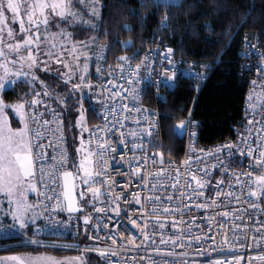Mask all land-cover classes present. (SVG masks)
Listing matches in <instances>:
<instances>
[{
  "label": "built area",
  "instance_id": "2783aa9c",
  "mask_svg": "<svg viewBox=\"0 0 264 264\" xmlns=\"http://www.w3.org/2000/svg\"><path fill=\"white\" fill-rule=\"evenodd\" d=\"M170 5L176 0H160ZM165 26H162V29ZM171 49V52L168 50ZM241 73L246 78L247 86L242 106V126L237 137L211 145H202L197 139V122L192 118L191 111L183 120L181 134L183 151L179 160L167 156L162 140L161 105L167 103L169 94L176 88L178 78L186 79L197 85V93L209 77L213 65L196 61H186L175 58L171 46L164 44L157 37L156 44L149 49L138 63L109 62L108 47L104 43H96L88 65L86 96L84 103L91 111L93 123L85 132L83 139H89V133H97L107 139L109 150L105 154L107 175L97 177L98 181L107 180L108 184L97 183L101 189L100 200L93 206L86 207L82 214H69L67 210L53 208L57 205L56 197L62 191L54 185L39 190L47 192L53 199L43 196L36 202L41 209V220L36 224L25 226L12 225L0 220V251L15 249L50 248L63 251H87L101 264H258L264 261L256 257L264 256V201L251 197L248 181L264 172V166L258 167L255 157L247 154V148H257L260 143L264 150V133L257 129L264 128V35L254 34L244 37L240 50ZM168 76H172L171 81ZM131 81V82H130ZM163 81L167 87H157ZM255 82V83H253ZM120 95H115L116 93ZM40 95L37 96L36 94ZM46 90H35L25 96V108L28 117L36 115L39 123H31L30 127L43 131L42 144L45 146L48 161L51 157L67 149L69 156L68 169L72 170L68 151L65 118L49 98ZM251 97V99L249 98ZM39 103L32 106V100ZM139 111H125L124 106ZM115 108V111H113ZM53 115L56 121L53 120ZM49 121L48 130L41 128L44 121ZM252 120V125L248 121ZM57 122L63 128V141L60 133L54 130ZM123 124V127L120 125ZM251 128V133L248 129ZM151 132V135L148 133ZM194 134V135H193ZM245 144L241 137H249ZM121 139L124 143H121ZM49 141H53L49 145ZM233 145L231 149L224 147ZM95 148V144L92 145ZM220 151L216 152L215 149ZM238 149L243 150V154ZM211 153V154H209ZM147 158V163L145 160ZM161 159L163 163L161 164ZM186 159L191 161L192 171L199 176H205L206 186L203 197H193L192 201L180 199L167 200L166 194H173L171 181L163 187L157 185L155 192L150 191L151 182L157 179L167 181L168 176H175V171L169 166L179 168ZM156 163L153 164L152 161ZM139 167L140 172L135 169ZM251 171L253 177L247 173ZM163 172L161 177H149L150 183L144 186L143 177L146 173ZM239 177V182H237ZM39 170L37 169V181ZM217 181H222L217 185ZM184 176L181 175V183ZM83 186V185H81ZM231 186V188H230ZM254 188V184L251 186ZM193 188L195 185L193 184ZM222 190L217 197V190ZM232 196L225 195L229 191ZM111 192V195L108 193ZM139 193L141 203L137 204L134 194ZM119 195L120 199L115 197ZM145 195L160 196V201L151 204L144 201ZM237 197L239 199H237ZM62 200V196H60ZM212 200L220 203L219 207L197 210L195 202ZM230 201L225 204L224 202ZM152 204L171 205L173 207L185 204L192 205L191 210L185 208L182 240L173 245L169 237L176 235L172 226V217L160 218L165 228L160 229L157 221L146 215L151 211ZM255 204L256 207L252 205ZM119 208V215L112 209ZM97 207L105 209L97 212ZM227 211L225 218L218 213ZM181 219L179 213L174 214ZM85 217L89 223L85 224ZM211 218V219H210ZM132 221L137 227H133ZM190 229L188 224L193 223ZM147 223L145 231L149 239L145 240L141 227ZM222 225V226H221ZM161 234L168 243H160ZM197 236L199 239H197ZM129 237L133 243H129ZM255 237V239H253ZM113 240L116 242L113 243ZM35 241V243H33ZM97 249L108 254L101 257ZM115 251V255H112ZM168 253H171L169 255Z\"/></svg>",
  "mask_w": 264,
  "mask_h": 264
},
{
  "label": "trees",
  "instance_id": "16d2710c",
  "mask_svg": "<svg viewBox=\"0 0 264 264\" xmlns=\"http://www.w3.org/2000/svg\"><path fill=\"white\" fill-rule=\"evenodd\" d=\"M82 1L73 0V9L83 17L86 13L88 17L94 15L96 25L89 27L72 22L66 32L79 41L93 37L95 45L98 42L106 44L109 62L138 63L160 37L164 44L171 46L175 58L213 65L198 93L195 83L178 78L175 91L169 94L167 103L160 106L162 140L167 156L174 160L181 158L183 139L174 131V125L183 121L190 111L197 122L200 144L211 145L237 137L242 126L247 86L240 69L241 43L244 37L264 35V0H178L170 5L160 0H96L92 4L90 1L82 4ZM66 25L67 22L59 20L56 27L64 29ZM35 77L37 80L32 83L23 82L5 91L3 99L8 103L22 101L25 104L28 93L46 90L54 106L64 115L73 164L78 160L76 148L81 139L76 121L82 111L87 124H92L91 111L88 107L83 110L78 93L72 92L55 75L46 73ZM41 250L51 249L31 251Z\"/></svg>",
  "mask_w": 264,
  "mask_h": 264
},
{
  "label": "snow or ice",
  "instance_id": "6c2138e0",
  "mask_svg": "<svg viewBox=\"0 0 264 264\" xmlns=\"http://www.w3.org/2000/svg\"><path fill=\"white\" fill-rule=\"evenodd\" d=\"M8 14H11L12 23L19 25V35L22 39H17V33L12 26L8 23ZM52 17H58L60 21L65 22H78L79 18L73 11V0H0V69L3 70V75H0V89L5 87L4 80L7 76H17L21 75L22 69L25 62H27L28 67L34 68L43 61H39L36 58V54L33 53L32 49L39 48L41 43L40 29L44 28L46 35L44 36L45 41H51V47L55 49L57 47L56 38L63 37L67 38L70 34H66L63 30L59 33H49V23ZM71 18V21H69ZM9 41H14L12 43H7L6 39ZM61 48H65L64 45H60ZM5 49L7 51H5ZM76 48L73 46L71 49L72 53H76ZM171 52V49L168 50ZM22 52H26L27 55H23ZM9 53L15 56V59L9 58ZM50 58H55L57 63H61L62 59L60 56L55 55L53 52H46ZM79 61V56L75 57ZM120 59H125L121 57ZM20 64V69L13 71L9 68V65ZM64 68L71 71V65L64 62ZM76 68H79V63L76 64ZM46 70V69H44ZM88 70L87 63L84 64L82 74L80 75V83L74 84L73 87L76 90H80L82 87L90 86L84 83L85 75ZM27 75V73H25ZM35 80V75L32 76ZM172 76H168V80L171 81ZM71 80V76L65 79L64 83L67 84ZM131 82V81H130ZM255 83V82H253ZM167 87V85L161 81L157 83V87ZM47 94V93H45ZM37 96L40 94L37 93ZM115 95H120L118 92ZM251 99V97H249ZM32 106L34 107L39 103L37 99L32 100ZM125 111H139V109H130L127 105L124 106ZM13 111L19 116L20 127L13 129L8 122L7 118L3 115V104L0 102V195L5 196L11 208V215L13 220L19 224V227L23 229L25 227L26 216L34 212V207L28 202V192L36 193L38 197L43 196L45 199L51 200L52 196H49L47 192L39 190L40 188H47L49 183L54 185L51 191L55 192V188L59 187L62 189L59 196L56 197L57 205L53 208V211L57 209L67 210V212H77L82 211L77 205V187L83 185L87 186L88 192L96 200L102 195L101 189L97 187V183L107 185V180L98 181L97 177H102L107 175V164L105 159V154L111 150L116 152L115 148L109 149L107 146L109 141L99 136L97 133H89V139L85 141L83 139L82 133L87 132L88 129L84 125V115L81 111L79 119L76 121V126L81 129V139L79 147L76 148V154L78 162H74L72 167L76 169L75 172L68 169L69 156L67 149L61 150L59 153H54L51 157L53 163H49L48 155L45 146L42 144L43 131L39 129H33L30 127L31 123H39V118L36 115L31 117L27 116L25 111V104L20 103L13 106ZM115 111V108H113ZM53 120L56 121L55 115H53ZM49 121L45 120L44 124L40 127L48 130ZM254 122L252 120L248 121L249 125ZM123 127V124L120 125ZM184 122L181 121L177 124V128H183ZM251 133V128L248 129ZM60 133V140L63 141V128L61 122H57V127L54 130ZM257 133H264V128L257 129ZM151 135V132L148 133ZM194 135V134H193ZM245 144H248L249 137H241ZM93 143L95 148L92 147ZM121 143L124 140L121 139ZM53 141H49V145H52ZM224 147L231 149L233 145L227 144ZM243 154L242 149H238ZM214 151L219 152L220 149L217 148ZM258 151V156L255 157V163L258 167L264 166V150H261L259 141L257 142V148L252 147L247 148V154L249 157L253 156L254 152ZM211 154V153H209ZM161 164L163 160L161 159ZM147 163V158L145 160ZM153 164L156 163L155 160L152 161ZM184 168L183 174L179 168L173 165L169 167L175 171V176H168L167 181H161L160 179L151 182L150 191L155 192L157 190V185L163 187L167 182L171 181V187L174 190L173 194H166V199L172 201L173 199H180L192 201L193 197H203L205 195L203 189L206 186L205 176H199L197 172L192 171L191 161L186 159L181 165ZM37 169L39 170V180L37 181ZM136 173L140 172V168L135 169ZM161 177L163 172L146 173L143 177L145 188L148 187L150 176ZM181 175L184 176V182L181 183ZM249 177H253V173L249 171L247 173ZM79 182V184H78ZM237 182H239V177H237ZM222 183V181H217V185ZM193 184L195 188H193ZM249 184V195L251 197L264 198V175H256L254 178L248 181ZM255 188H252V185ZM231 188V186H230ZM222 190H217V197L221 194ZM111 195V192L108 193ZM225 195L232 196L233 192L230 190ZM62 196V200L60 199ZM135 201L137 204L141 203V197L139 193L134 194ZM83 191H81L79 199H83ZM116 200L120 199V196L115 197ZM144 201L151 204L152 201H160V196L145 195L143 197ZM237 199H239L237 197ZM219 201L212 200L211 204L207 201L195 202L194 206L197 210L216 208L220 206ZM225 204L230 203V201L224 202ZM39 206V205H37ZM256 207L255 204L252 205ZM192 205L185 204L183 207L177 205L175 207L163 204H152L151 211L147 212L146 215L150 218H154L157 221V226L160 229L165 228V223H160V218L162 215L167 217H172V226L176 235L170 236V242L175 245L177 241L182 240L183 229L180 226L185 225L183 220L184 209L187 208L191 210ZM97 212H102L105 209L97 207L95 209ZM117 215H119V208L112 209ZM179 213L181 219H176L174 214ZM219 215L227 218L230 213L227 211L218 213ZM211 219V218H210ZM85 224L89 223V219L85 217ZM133 227H137L136 222L132 221ZM195 226L194 221L188 224L187 227L190 229ZM222 226V225H221ZM148 227L147 223L141 227V232L144 234L145 240L149 239L148 233L145 229ZM129 243H133V238L129 237ZM197 239L199 237L197 236ZM255 239V237L253 238ZM116 241L113 240V243ZM164 239L163 234H161L160 243H168ZM35 243V241H33ZM101 257L106 256L108 253L106 251L96 250ZM115 251H112V255H115ZM171 255V253H168ZM4 261H12L14 264H60L53 257L47 256H37V257H19L11 256L2 258ZM79 260V258H75ZM256 259L264 261V256L256 257Z\"/></svg>",
  "mask_w": 264,
  "mask_h": 264
},
{
  "label": "rangeland",
  "instance_id": "374dc122",
  "mask_svg": "<svg viewBox=\"0 0 264 264\" xmlns=\"http://www.w3.org/2000/svg\"><path fill=\"white\" fill-rule=\"evenodd\" d=\"M87 1H90V4H92V0H83L82 4H85ZM73 11L76 13L77 17L79 18L78 22H75L76 24L79 25H83L86 24L87 26H94L96 25V19L92 16V17H88V18H84L80 12L77 10ZM84 19V20H82ZM59 18L58 17H52L50 19V23H49V29L48 32L49 33H59L58 29L59 26L56 27L57 23L59 22ZM69 21H71V18H69ZM53 22V24H52ZM8 23L10 26H12L13 28H15V32L17 33V39H22V37L19 35V25L18 24H13L12 23V17L11 14H8ZM72 22H67V25L64 27V32L67 34L66 32V28L71 25ZM68 34H70L68 32ZM46 35L45 30L43 27H41L40 29V36H41V43H40V47L37 48H33L32 51L34 54H36V58L39 61H43L44 63H40L38 64L36 67L34 68H29L27 62H25L24 67L22 69L21 75L19 77L17 76H7L5 77L4 80V84L5 87L3 89H0V93L3 91H8V90H12L14 87V84L18 81H21V77L25 76L24 81L29 80L32 78L33 75L37 76V75H43V74H51V75H55L56 77H58V79L63 83L65 80H63L62 78H64L65 76H67L65 79H68L69 76H71V80L69 83L65 84L68 85V87L71 88V91L78 93V99L82 101V103H79L80 107L85 110V108L87 107L86 104L83 101V98L86 96L87 93V88L82 87L80 90H76L73 85L80 83V75L82 74L83 68H84V64L87 63V65H89V60L91 58L93 49L95 47V42H92L91 38H87L83 41H79L76 40L74 36L71 37L68 36L67 38H63V37H57L56 38V44L57 47L55 49H53L51 47V41H45L44 40V36ZM6 39L7 43H12L14 41H9ZM95 40V39H94ZM98 43H102V42H98ZM60 45H64L65 48H61ZM73 46H75L76 48V53H72L71 49L73 48ZM5 51H7L5 49ZM53 52L55 55L60 56L62 59L61 63H57L55 58H50L48 55H45L46 52ZM23 55H27L26 52H22ZM10 59H15V56L11 53L8 54ZM79 56V61H77L75 59L76 56ZM66 62L69 65H71V71L69 69L64 68L63 63ZM79 63V68H76V64ZM9 68L13 71H16L18 69H20V64L19 62L16 63L15 65H9ZM46 69V70H44ZM25 73H27V75H25ZM87 74H88V70L87 73L84 74L85 75V81L84 83L87 84ZM0 75H3V70L0 69ZM27 77H29L28 79H26ZM37 80V79H36ZM35 81V80H34ZM35 83V82H34ZM19 84V83H18ZM0 102H2L3 104V100L0 96ZM13 103V102H12ZM23 103L22 101H14V104H10L8 103L7 105V109L8 112L6 113L5 111V107L3 104V115L7 118V122L8 124L13 127V129H16L18 127H20V119L19 116L16 114V112L13 111V105H17ZM24 104V103H23ZM26 111V108H25ZM81 115V113H79ZM79 119V117H78ZM13 121V122H12ZM84 125L87 127L88 124L86 122V120H84ZM77 129L80 130L81 129L77 127ZM180 131H182L181 128H178ZM85 132L82 133V136H84ZM78 162V160L76 161ZM72 164V163H71ZM73 165V164H72ZM76 171V169H75ZM258 175H264V172L259 173ZM255 188V185H254ZM81 191H83V196H84V203L86 204V206H93L95 203H97L100 198L98 200L94 199L92 197V195L88 192L87 190V186H82ZM257 198V197H256ZM257 199H262V198H257ZM53 250H57V249H51L48 251H41V252H49V253H55V255H57L55 258L56 261L60 262V264H99L94 257L87 251H82L80 250L79 252H69L68 253H57ZM30 250H26V251H21V252H28L29 253ZM21 252H17V253H21ZM61 256H64L66 258H62ZM60 257V258H59ZM75 258H79V260L75 259ZM258 264H264V262L258 263Z\"/></svg>",
  "mask_w": 264,
  "mask_h": 264
},
{
  "label": "crops",
  "instance_id": "0c3cea01",
  "mask_svg": "<svg viewBox=\"0 0 264 264\" xmlns=\"http://www.w3.org/2000/svg\"><path fill=\"white\" fill-rule=\"evenodd\" d=\"M93 3L96 2V0H92ZM178 1V0H176ZM96 13H97V10H98V4H96ZM95 12V10H94ZM84 16H87V13L84 15ZM88 18V16H87ZM15 29V28H13ZM61 30L64 31V29L62 28H59V31L58 32H61ZM68 34V32H67ZM88 37H84L83 40L87 39ZM81 40V41H83ZM94 38L92 37V42H94ZM67 76H65L64 78H62L63 80H65ZM29 77H27L26 79H28ZM25 79V76H22L21 77V81H18L17 84L15 83L13 87H15L16 85H18V83H23V82H28V83H32L31 81H33V79H29V80H26L24 81ZM5 92V91H4ZM3 91L0 93V96L3 100V104H4V107H5V111L7 113V105H8V102H6L4 99H3ZM10 104H14V103H10ZM14 106V105H13ZM180 122L176 123L174 125V131L177 130V124H179ZM89 126V125H88ZM87 126V127H88ZM178 134H181L180 130L178 129ZM28 196V202L30 204L33 205L34 207V212H31L29 213L26 218H25V226H28V225H31V224H36L38 223L40 220H41V209L39 206H37V202H36V193H32V192H28L27 194ZM11 213V208H10V205L8 203V200L5 196H2L0 195V220L1 221H4L6 223H9V224H12V225H16V226H19V224H17L13 218H12V215L10 214ZM4 252H0V264H14V262L12 261H4L2 258L4 257H11V256H19V257H37V256H47V257H53V258H58L56 257L57 255H55V253H49V252H41V251H48V250H41V251H37V252H33V251H29L28 252H21V251H7V250H3ZM23 251H26V250H23ZM17 252H21V253H17ZM62 258H66L64 256H61ZM60 258V257H59Z\"/></svg>",
  "mask_w": 264,
  "mask_h": 264
},
{
  "label": "water",
  "instance_id": "95a60500",
  "mask_svg": "<svg viewBox=\"0 0 264 264\" xmlns=\"http://www.w3.org/2000/svg\"><path fill=\"white\" fill-rule=\"evenodd\" d=\"M79 184V182H78ZM81 186L77 187L76 189V194H77V205L78 207H80L82 209V211H77V212H72V213H69V214H75V215H78V214H82L85 210L84 206H80L79 204L82 202L83 199H79V196H80V193H81Z\"/></svg>",
  "mask_w": 264,
  "mask_h": 264
},
{
  "label": "flooded vegetation",
  "instance_id": "af4514ba",
  "mask_svg": "<svg viewBox=\"0 0 264 264\" xmlns=\"http://www.w3.org/2000/svg\"><path fill=\"white\" fill-rule=\"evenodd\" d=\"M81 205H84V203H82Z\"/></svg>",
  "mask_w": 264,
  "mask_h": 264
}]
</instances>
